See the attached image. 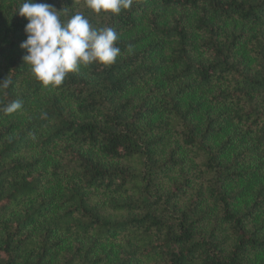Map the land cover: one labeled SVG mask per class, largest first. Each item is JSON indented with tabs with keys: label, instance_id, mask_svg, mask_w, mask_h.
<instances>
[{
	"label": "trees",
	"instance_id": "obj_1",
	"mask_svg": "<svg viewBox=\"0 0 264 264\" xmlns=\"http://www.w3.org/2000/svg\"><path fill=\"white\" fill-rule=\"evenodd\" d=\"M23 2L0 0V264H264V0H35L118 33L59 87Z\"/></svg>",
	"mask_w": 264,
	"mask_h": 264
},
{
	"label": "clouds",
	"instance_id": "obj_2",
	"mask_svg": "<svg viewBox=\"0 0 264 264\" xmlns=\"http://www.w3.org/2000/svg\"><path fill=\"white\" fill-rule=\"evenodd\" d=\"M89 9L99 14H119L133 5V0H86ZM63 10L48 3L24 0L17 13L28 20L25 25L26 39L20 47L25 50L23 60L31 67L44 86L59 87L69 73L94 62L112 64L121 50L115 46L119 37L111 27L95 28L81 13L72 15L66 22L61 20ZM9 81L0 82L7 87ZM22 107L16 100L8 105L12 113Z\"/></svg>",
	"mask_w": 264,
	"mask_h": 264
}]
</instances>
